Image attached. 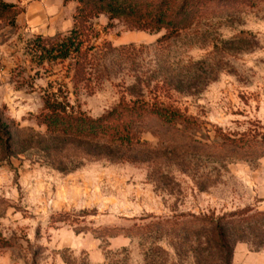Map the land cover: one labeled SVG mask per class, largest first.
Wrapping results in <instances>:
<instances>
[{
    "label": "rangeland",
    "instance_id": "374dc122",
    "mask_svg": "<svg viewBox=\"0 0 264 264\" xmlns=\"http://www.w3.org/2000/svg\"><path fill=\"white\" fill-rule=\"evenodd\" d=\"M8 1L21 13L14 23L0 20V138L26 127L44 132L37 116L49 93L93 118L123 98H157L190 123L148 120L150 162L91 161L70 172L47 165L36 148L17 155L24 148L0 141V240L9 243L0 264H193L179 261L159 233L120 229L148 215L264 212V0L214 7L168 44L157 43L163 31H131L117 20L108 27L101 15L86 72L40 50L69 34V8L53 17L62 26L50 34L56 24L35 25L30 14L44 0ZM228 137L251 146L224 145ZM260 223L261 235L238 243L232 264H264Z\"/></svg>",
    "mask_w": 264,
    "mask_h": 264
},
{
    "label": "trees",
    "instance_id": "16d2710c",
    "mask_svg": "<svg viewBox=\"0 0 264 264\" xmlns=\"http://www.w3.org/2000/svg\"><path fill=\"white\" fill-rule=\"evenodd\" d=\"M69 1L76 3L69 34L39 46L45 58L72 59L86 72L93 61L90 40L95 33L94 21L101 15L108 17V27L117 20L131 31L151 34L163 31L157 43L168 44L213 12L214 7L240 0H65ZM20 13L14 3L0 0V20L11 16L14 23ZM106 47L111 48V45L107 43ZM150 119L168 127L190 123L180 108L157 98L153 101L123 98L106 114L93 118L70 110L56 93H49L37 116L38 124L46 128L44 132H37L32 127L20 128L15 135L3 136L0 141L10 150L24 148L16 151L17 155L36 148L43 162L61 172H70L91 161L150 162L154 160L150 152L152 145L142 137ZM226 143L236 149L251 146L242 138L228 137L224 140V145ZM141 220L146 222L120 231L127 235L159 233L160 237L170 240L169 244L181 262L232 264L236 245L251 242L248 234L256 238L261 235L262 228L256 225L261 222L264 226V212L244 208L221 215L214 212L159 218L148 215ZM8 244L0 240V247Z\"/></svg>",
    "mask_w": 264,
    "mask_h": 264
},
{
    "label": "crops",
    "instance_id": "0c3cea01",
    "mask_svg": "<svg viewBox=\"0 0 264 264\" xmlns=\"http://www.w3.org/2000/svg\"><path fill=\"white\" fill-rule=\"evenodd\" d=\"M67 2L65 0H44L42 3H37L33 6V9L30 10V14H33L34 16V24L40 25L45 23L46 21H49L55 25V29H47V32L50 34L57 33L58 31H61V24L60 20L57 18H53L55 15L63 13L65 8H69L70 11V21H69V27L73 25L72 21V15L76 6V3L74 1H69V4L65 6ZM67 26V27H68ZM236 256V255H235Z\"/></svg>",
    "mask_w": 264,
    "mask_h": 264
}]
</instances>
